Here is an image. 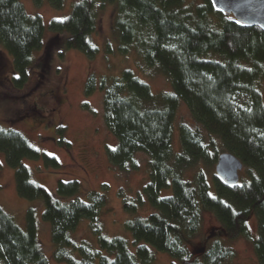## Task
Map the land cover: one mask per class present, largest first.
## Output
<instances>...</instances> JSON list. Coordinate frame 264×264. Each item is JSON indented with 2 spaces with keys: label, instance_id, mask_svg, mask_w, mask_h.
I'll list each match as a JSON object with an SVG mask.
<instances>
[{
  "label": "trees",
  "instance_id": "16d2710c",
  "mask_svg": "<svg viewBox=\"0 0 264 264\" xmlns=\"http://www.w3.org/2000/svg\"><path fill=\"white\" fill-rule=\"evenodd\" d=\"M32 1L39 6L44 0ZM46 1L54 8L64 3ZM97 2L115 6L113 29L120 52L127 54L134 48L146 67L159 70L171 84L170 92L156 95L132 70L124 69L98 82L90 74L84 88L86 95L97 88L103 92L104 122L116 139V145L106 149L110 166L118 172L136 170V154L147 156L149 179L136 199L123 197L124 210L137 213L145 199L151 211L124 223L135 245L132 252L125 238L103 232L100 212L107 203L103 191H90L88 201H83L77 180L59 181L54 196L31 180L22 159H41L54 169L60 167L59 161L32 146L20 131L0 125V152L14 169L18 195L43 202L42 219L51 225L53 257L67 264H150L154 248L180 264H229L234 252L219 238L199 254L188 248L187 242L201 228L202 212L210 211L229 238L246 235L248 217L254 213L253 248L264 264V94L260 87L264 32L214 10L210 0L194 6L184 0H75L68 15L51 19L48 28L58 41L64 36L65 48L90 59L98 52L90 40L97 27ZM44 28L41 16L28 14L19 0H0V46L12 57L16 87L28 81L33 54L42 49ZM49 58L46 51L41 62ZM239 94L247 96L248 105L238 103ZM180 103L187 105L207 135L180 123V150L175 153L172 131ZM57 132L59 144L70 148L64 128ZM223 151L243 163L244 174L237 184L227 185L213 174L212 193L202 168L187 176L191 168L214 165ZM170 188L169 194L161 195ZM82 218L89 220L99 249L74 239ZM0 264H49L37 239L34 208L27 210L22 230L0 207Z\"/></svg>",
  "mask_w": 264,
  "mask_h": 264
},
{
  "label": "rangeland",
  "instance_id": "374dc122",
  "mask_svg": "<svg viewBox=\"0 0 264 264\" xmlns=\"http://www.w3.org/2000/svg\"><path fill=\"white\" fill-rule=\"evenodd\" d=\"M26 12L40 15L45 28L42 49L34 52V62L28 81L22 87L13 84L16 76L12 57L0 46V125L20 131L38 150L55 157L60 167H47L41 159L23 158L22 163L30 169L33 182L45 187L57 196L59 181L77 180L80 186L78 197L88 201V193L93 190L103 191L107 203L100 212L103 232L108 237L121 236L128 242L132 252L135 251L132 235L125 229L127 219L149 213L150 206L143 199L137 213H128L123 208V197L136 199L141 194L143 185L149 179L147 156L137 153L139 167L136 170L118 172L107 159V147H114L116 139L105 125L103 118V92L97 88L92 94L84 93L85 83L90 74H94L97 82L102 76H118L122 70L130 69L141 80L149 84L152 92L160 95L171 91L168 78L156 68H148L134 48L127 54L119 50V40L113 29L115 6L96 3L95 13L97 27L90 36L91 42L98 52L93 58L86 57L76 49L64 47L63 38L53 37L48 23L51 19H63L71 10L75 0H64L61 8H54L44 0L36 6L32 0H19ZM186 5L194 6L202 0H184ZM46 48V49H45ZM45 50V51H44ZM50 53L49 60L41 62L44 52ZM62 54V55H61ZM40 61L39 63H37ZM264 94V81L260 85ZM243 106L248 105L245 94L236 96ZM187 123L193 128L204 131L193 119L185 103H180L172 131V148L176 153L180 150L178 125ZM63 127V137L70 142V148L58 142L61 135L57 128ZM220 147V142H217ZM215 165V164H214ZM214 165H199L187 170V176L202 168L213 193L212 175ZM244 170L239 171V181ZM238 181V182H239ZM120 189L123 193L120 194ZM170 189H163L161 195H167ZM144 204V205H143ZM143 205V206H142ZM0 207L22 229H26V212L34 208L36 213V234L38 242L48 259L49 264H67L53 257L51 241V225L42 219L44 209L41 199H26L16 191L14 169L5 161L0 152ZM76 241L85 240L93 248L99 249L97 239L89 227V220L82 218L73 234ZM257 237V223L254 213L247 220V234L229 238L224 233L218 219L210 211L202 212V223L199 232L188 242V248L199 254L211 241L219 238L234 252L229 264H260L253 248ZM152 249L153 260L150 264H180L167 252ZM80 257L78 253H73Z\"/></svg>",
  "mask_w": 264,
  "mask_h": 264
},
{
  "label": "water",
  "instance_id": "95a60500",
  "mask_svg": "<svg viewBox=\"0 0 264 264\" xmlns=\"http://www.w3.org/2000/svg\"><path fill=\"white\" fill-rule=\"evenodd\" d=\"M214 10L230 15L246 27L257 26L264 32V0H210ZM242 161L233 153L220 152L217 156L215 175L227 185L237 184Z\"/></svg>",
  "mask_w": 264,
  "mask_h": 264
}]
</instances>
